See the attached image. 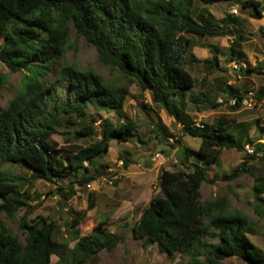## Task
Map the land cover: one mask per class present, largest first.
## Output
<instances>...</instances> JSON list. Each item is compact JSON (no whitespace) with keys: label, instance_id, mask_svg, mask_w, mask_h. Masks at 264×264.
<instances>
[{"label":"trees","instance_id":"1","mask_svg":"<svg viewBox=\"0 0 264 264\" xmlns=\"http://www.w3.org/2000/svg\"><path fill=\"white\" fill-rule=\"evenodd\" d=\"M196 1H225L249 11L253 18L264 17V0H0V60L11 73L27 72L18 93L0 108V264H51L52 256L60 250L58 224L48 217L38 216L31 222L23 217L20 228L26 232L24 243L7 227L3 214L14 219L32 197L29 191H21V178L4 167L23 166L34 180L68 179L66 187L57 186V192L69 201L77 186H87L110 172L109 165L99 160L107 156L114 140L127 143L137 135L138 124L127 116L125 108L131 84L150 90L152 100L182 125L185 134L201 140L198 149H183L182 139H176L182 148V168L161 172L159 192L132 225L134 239L146 247L157 245L169 256L189 255L185 263L177 264H222L232 257L245 264H264V249L250 236L258 234L255 222L240 211L230 210L227 196L204 203L200 200L204 182L229 183L251 172L249 159L264 162V143L250 138L251 125L229 116L222 115L210 125L203 123L201 128L183 115L186 93L197 83L186 65L219 64L216 52L212 59H199L193 52L197 42L186 34L235 35L233 56L246 60L240 49L248 40L243 19L235 13L217 19L206 9L195 16ZM72 30L96 47L104 65L120 71L125 84L109 83L93 68L67 61ZM57 61L62 64L56 70ZM240 69L264 79L263 63ZM55 70L56 78L49 80L48 74ZM9 76L0 71V89ZM224 92L234 98L235 109L242 107L248 96L232 86ZM200 94L203 100L208 98ZM254 97L257 102L264 100V83ZM179 102L183 110L178 108ZM89 106L97 112L114 111L119 121L106 117L97 125L96 120H88ZM255 123L262 124L261 118ZM260 129L264 135V124ZM57 133L90 142L82 145L68 138L69 145H60L54 139ZM248 143L262 155L247 153L231 172L209 179L211 165L221 166L224 148L244 151ZM131 164V159L124 161L125 168ZM253 190L264 207V172L255 178ZM258 212L264 216V208ZM82 219L83 214L75 212L68 227L76 242L68 252L69 259L55 264H84L121 242L122 237L107 228L108 218L95 224L87 235L79 228Z\"/></svg>","mask_w":264,"mask_h":264},{"label":"rangeland","instance_id":"2","mask_svg":"<svg viewBox=\"0 0 264 264\" xmlns=\"http://www.w3.org/2000/svg\"><path fill=\"white\" fill-rule=\"evenodd\" d=\"M208 10L217 19L223 18L228 13H234L241 17L242 29L248 40L241 45V50L247 51L246 60L241 62L233 56L231 47L235 35L218 37L198 36L186 34L197 42L193 49L199 59H212L216 52L219 64L195 63L186 65L187 70L197 80L196 87L186 93V102L177 103L182 109L183 115L191 119L195 124H213L222 115L234 119L236 122H245L251 125L250 138L264 143V135L260 126L264 124V101L257 102L253 97V107L242 105L239 109L233 108L234 98L229 97L228 86L234 87L237 92L248 95L255 94L261 84L263 76L252 74L246 75L241 72V67L247 65L264 64V26H258L262 21L253 20L249 11H243L239 5L219 1L213 4L195 2L194 15L202 10ZM71 45L66 53L69 63L80 65L83 68H93L99 72L107 82L125 84V79L120 71L104 65L98 56L96 47L88 43L84 38H78L75 30L71 33ZM3 41H0V45ZM61 62L55 63L57 70ZM234 64L241 65L239 69ZM55 72L47 76L49 80L56 78ZM0 71L10 74L8 81L0 89V108L4 107L20 90L25 81L26 71L11 73L10 69L0 60ZM221 87H220V86ZM200 93H205L208 98L203 100ZM193 95L199 96L196 100ZM177 100V98H176ZM222 103L214 107L212 102ZM126 114L138 124V133L131 142L120 143L116 140L107 156L99 160L109 165L110 172L99 180L92 182L91 186H77V193L69 201L63 199L57 192V186L66 187L68 179L56 178L55 182L46 180H34L31 171L17 164H7L4 170L9 174L21 178V191H29L31 199L29 205L20 209L14 219L3 214V219L14 234L24 243L26 232L20 228L22 219L31 222L38 216L48 217L54 220L59 227L56 240L60 244L58 255H53L51 264L59 260H68V252L73 248L76 239L71 237L69 223L75 216V212L83 214L79 226L82 235H87L99 221L108 218L107 228L111 232L118 233L121 242L113 250H103L90 258L84 264H177L185 263L189 259L188 254L177 253L169 256L161 252L157 245L144 246L143 241L135 240L132 233V225L138 220L143 210L149 205L153 196L159 192V176L163 170H178L181 165L182 148L198 149L201 140L184 133L182 125L159 104L152 100L150 90H142L136 84L130 85V95L126 101ZM109 117L113 121H119V116L114 111L101 110L97 112L93 106L88 107V120H96L97 125L102 119ZM261 118L262 124L255 121ZM160 128H165L163 132ZM63 131V129H60ZM85 145L90 139L73 140L72 135L55 134L54 139L60 145H69L71 142ZM71 138V139H70ZM176 139H182L183 147L179 149ZM176 145V147L171 146ZM157 153H160L157 156ZM247 151L224 148L220 155L221 166L211 165L208 172L209 179L217 174L231 172L246 158ZM131 159L132 164L125 168L124 161ZM251 172L240 178L225 182H204L201 186V202L213 201L221 196H227L229 209L240 211L255 222L258 234L250 235L252 241L264 249V216L261 211L262 204L256 199L253 186L257 176L264 172V162L257 159H249ZM189 170V169H187ZM111 180L110 184L104 180ZM264 200V195L261 196ZM94 208L91 209V205ZM209 241L213 239L207 238ZM215 241V240H213ZM222 264H245L239 257L226 259Z\"/></svg>","mask_w":264,"mask_h":264},{"label":"built area","instance_id":"3","mask_svg":"<svg viewBox=\"0 0 264 264\" xmlns=\"http://www.w3.org/2000/svg\"><path fill=\"white\" fill-rule=\"evenodd\" d=\"M233 12L236 13V14L238 13V11L235 10V9L233 10ZM240 66H241V65L234 64V68H236V69H239ZM253 97H254L253 92H250V94L247 96V98H245V99L243 100L242 104L245 105L246 107H253V105H254ZM197 125H198L199 127H201V128L204 127V125H202V124H197ZM245 150L247 151L248 154H251V155H254V154H255V155H256V154H257V155H262V153L256 151L255 145H254V144H251V143L246 144V146H245ZM159 155H160V153H157V156H159ZM104 181H106V182H108V183H110V184L113 183L111 180H106V179H105ZM91 184H92V183L88 184L87 186L90 187Z\"/></svg>","mask_w":264,"mask_h":264},{"label":"crops","instance_id":"4","mask_svg":"<svg viewBox=\"0 0 264 264\" xmlns=\"http://www.w3.org/2000/svg\"><path fill=\"white\" fill-rule=\"evenodd\" d=\"M252 19H253V20H256L257 22H258V21H262V22L259 23V25H258L259 27H260V26H261V27L264 26V17L261 18V19H256V18H252ZM243 52H244V53L246 54V56H247V53H248V52L245 51V50H243ZM263 101H264V100H263ZM263 101H262V102H263ZM249 135H250V134H249ZM93 208H94V207H93ZM93 208H92V209H93Z\"/></svg>","mask_w":264,"mask_h":264}]
</instances>
